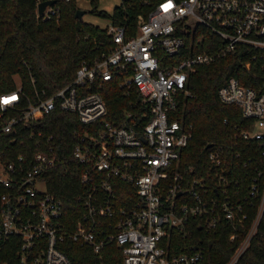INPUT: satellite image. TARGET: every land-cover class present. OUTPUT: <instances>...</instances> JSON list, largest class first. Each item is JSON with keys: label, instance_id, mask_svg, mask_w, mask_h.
Wrapping results in <instances>:
<instances>
[{"label": "built area", "instance_id": "2783aa9c", "mask_svg": "<svg viewBox=\"0 0 264 264\" xmlns=\"http://www.w3.org/2000/svg\"><path fill=\"white\" fill-rule=\"evenodd\" d=\"M145 2L151 6L146 15L138 13L135 32L125 36L124 26L110 22L106 28L114 48L92 60L82 58L68 82L48 92L31 75L33 88L27 91L16 73V85L0 92V244L17 237L20 264H197L203 255L191 242L168 250L173 247L172 232H189L190 216L201 217L198 226L204 230L215 229L221 216L231 224L229 239L236 243L224 264H234L256 230L264 211V168L258 158L243 197H258L248 227L242 221L244 202L232 197L230 192L238 189L229 181L232 161L244 149L230 152L222 143L206 146L207 158L216 166L210 174L217 196H203L210 185L202 177L181 187L180 171L168 168L192 135V123L174 114L177 94L186 90L188 70L236 49L243 63L259 67L254 74L260 84H246L231 75L218 86V96L253 119L234 136L256 140L253 148L264 157V0ZM57 9L47 4L39 14L49 17ZM201 26L215 34L211 50L191 49V34ZM157 50L168 55L165 62H160ZM115 76L125 92L136 91L138 100L122 115L108 117L100 87ZM57 107L75 112L88 125L71 149L79 165L77 217L66 216L62 199L46 181L62 158L54 148L53 133L44 131L40 118ZM129 185L134 193L120 200L116 187L126 191ZM183 192L193 201L176 202ZM239 228L243 233L235 241ZM111 246L120 251L115 252L118 261L104 260ZM70 250L84 261L73 259Z\"/></svg>", "mask_w": 264, "mask_h": 264}, {"label": "trees", "instance_id": "16d2710c", "mask_svg": "<svg viewBox=\"0 0 264 264\" xmlns=\"http://www.w3.org/2000/svg\"><path fill=\"white\" fill-rule=\"evenodd\" d=\"M98 0H91L93 6ZM58 9L49 17H42L37 10V0H0V92L13 88L16 85L14 75L19 74L25 90L33 88L30 76H34L35 84L44 87L48 92L68 82L75 73V69L82 58L92 60L102 53L110 52L115 41L107 32V26L84 20L75 15L79 7L76 0H54L52 2ZM150 4L145 0H120L110 14L111 22L124 26V35L135 32L137 15H146ZM100 14H107L103 10ZM189 35V34H188ZM188 35L185 42L188 43ZM191 49L194 51L211 50L216 42L215 34L206 27H198L194 31ZM160 62H165L168 55L157 50ZM239 49L218 57L208 63H198L188 70L186 90L177 94V108L175 116L185 122L192 123V135L182 147L180 157L168 168L169 172L175 168L180 171L178 181L181 187L189 186L193 177H202L209 184L203 196H217L214 190V170L207 158V143H222L227 150H245L232 161V175L229 177L231 188L236 190L232 197H238L244 202L246 216L242 218L248 227L252 222L258 197L247 194V184L251 182L256 168L254 161L264 168V157L260 150L255 148L254 139H243L234 136L239 128L252 125V118L244 116L240 107L234 103L222 101L218 96V86L229 76L235 75L246 84L258 86L260 84L254 71L260 70L258 66L242 62ZM107 105L106 116H120L123 111L130 108L129 103L138 100V94L133 89L125 92L118 86V77L106 79L100 87ZM45 132L54 135V148L60 153L62 160L47 174L48 189L62 199L66 216L72 214L77 217L80 211V202L76 196L80 192L78 180V161L72 159L71 149L78 138V132L88 125L82 123L75 112L55 108L40 118ZM26 140L32 144L34 138L26 134ZM22 148V147H20ZM250 158V160H248ZM244 161H247L244 164ZM231 168V166H230ZM212 173V172H211ZM118 182V180H117ZM119 186V185H118ZM126 191L116 187L120 200L128 193H134L131 185ZM251 200L252 203H249ZM193 197L183 192L176 197V202H192ZM201 217L190 216L189 232H172L173 249H180V245L191 242L202 252V259L197 264H224L233 252L235 243L229 239L231 224L221 216L218 226L213 230L200 229L198 222ZM243 230L237 229L236 240L240 239ZM17 237L12 236L0 244V264H20L18 257ZM110 255H104V260L120 259V251L111 246L107 249ZM117 252V256L116 253ZM73 259L84 261L74 251H69ZM234 264H264V211L259 219L256 230L247 247L240 253Z\"/></svg>", "mask_w": 264, "mask_h": 264}, {"label": "rangeland", "instance_id": "374dc122", "mask_svg": "<svg viewBox=\"0 0 264 264\" xmlns=\"http://www.w3.org/2000/svg\"><path fill=\"white\" fill-rule=\"evenodd\" d=\"M120 0H98L96 5L93 6L91 0H76L77 5L84 9L81 17L89 22L106 27L111 22L110 14L113 12L115 5ZM103 10L107 14H100L99 11Z\"/></svg>", "mask_w": 264, "mask_h": 264}, {"label": "water", "instance_id": "95a60500", "mask_svg": "<svg viewBox=\"0 0 264 264\" xmlns=\"http://www.w3.org/2000/svg\"><path fill=\"white\" fill-rule=\"evenodd\" d=\"M54 0H40L38 3H37V10L39 13H41L44 9V7L47 5V4H51ZM84 9L78 7L76 9V12H75V15L78 16V17H81L82 13H83ZM210 143H207L206 146H208ZM180 193L179 191L177 192V194Z\"/></svg>", "mask_w": 264, "mask_h": 264}]
</instances>
